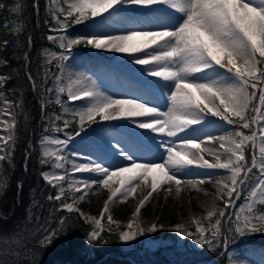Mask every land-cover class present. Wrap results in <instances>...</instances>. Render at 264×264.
Segmentation results:
<instances>
[{
    "label": "snow or ice",
    "instance_id": "obj_1",
    "mask_svg": "<svg viewBox=\"0 0 264 264\" xmlns=\"http://www.w3.org/2000/svg\"><path fill=\"white\" fill-rule=\"evenodd\" d=\"M67 8H59L53 13V19L64 31L68 23L80 24L90 22L95 24L96 18L104 19V14L111 16L119 9L127 7H141L145 11H152L153 7L171 10L177 20L171 29L165 30H130L127 34L112 35L100 34L89 37L68 38L65 36L49 35L50 41H60V48L70 50L73 45L86 43L95 49H107L120 54H133L144 52V58L131 56L137 65L150 66L145 74L149 77L161 78L162 84L174 85V89L162 92L166 100L167 111L159 106H149L137 98L114 99L95 89L90 83L78 79V87L68 91L69 101H85L79 110H73V117L79 119L80 132L85 130L84 125L96 123L98 116L101 121H116L125 118L129 123H135L142 130L156 133L153 137L158 149L162 150L163 163H137L131 154L120 151L119 155L130 161V167L120 165L104 166L91 157H83L80 153L71 154V175L62 161L66 160L71 140L80 135L66 133L71 121L64 120L63 128L56 126L57 133L65 132L64 138L59 136H45L40 144L44 149L40 163H49L54 157L53 167L62 169L61 173L43 172V180L53 187L59 188L56 195L48 199L61 200L66 190L62 182H68L67 191L81 193L79 197L73 195L71 203L62 204V208L69 213L79 212L76 205L96 187H109L113 177H121V186L111 191L104 202L100 216L109 211V204L115 198L125 199L135 192L133 182L139 179L147 181L152 173H159L163 180L174 182L176 193L179 194L181 178L177 173L196 165L201 169L226 170L229 175L216 182L218 189L217 199L224 200L223 209H213L207 212L205 219L211 220L214 216L228 217L227 223H235L236 232L258 231V226H264V211H257L254 205L264 206V2L256 3L254 0H64ZM111 10V11H110ZM60 15L64 16L60 20ZM31 43V40H29ZM155 46V47H153ZM149 51H145V50ZM55 58V54H47ZM61 60L67 56L61 55ZM47 63H52L48 59ZM215 76L216 78H212ZM32 77L29 76V80ZM55 79L59 82L60 77ZM59 88V92H63ZM202 98V99H201ZM258 98V104L254 103ZM205 101L207 103H205ZM218 101V103H217ZM59 102V97L57 98ZM9 102H5L8 105ZM203 104V107H202ZM211 105V106H210ZM207 109V111H205ZM254 115H249V112ZM219 117L228 125L238 123V127L251 130L250 135L242 131L227 132L225 135L215 137L208 135V141L219 140L223 152L211 148H202L203 140L189 135L194 129L193 125H202L208 115ZM7 115L12 117L9 106L0 112V161L10 160L11 147L14 144V122L10 124L3 119ZM146 118L137 120L135 118ZM255 126V128H254ZM254 128V130H253ZM3 132H7L5 136ZM183 133V135H179ZM167 137V139H166ZM238 137L239 139H236ZM177 141L180 143L178 144ZM54 145L56 150L51 151L44 146ZM252 146L251 162L245 155L248 145ZM118 147V145H114ZM197 150L192 152V150ZM208 152L216 158V163H209L200 153ZM166 153V159L163 156ZM227 156L220 162L221 156ZM86 159L85 163H77ZM113 168L115 170H113ZM253 169L258 174L257 180L249 186L250 174ZM95 173L102 177L99 180H76V173ZM130 174V175H125ZM219 175V173H215ZM213 174H207L196 180L187 181L190 185L197 182L204 184L212 180ZM157 180L153 178L152 191L148 192L135 209V216H139L141 208L157 190ZM244 204L238 211L231 214L226 210L234 207V202L242 197ZM227 197V199H224ZM85 220H91L97 228L101 220L80 213ZM232 216L235 220H232ZM109 224L115 223L111 215L107 217ZM195 233L188 232L183 225L176 230L183 236L198 234L197 243H208L209 237L206 229L197 219ZM221 220L217 219L213 226L211 236L215 242L220 235ZM126 231L119 234V240L129 242L145 232H156V224L145 229L135 220H130ZM231 231V227L229 228ZM99 231L89 233V239L100 237Z\"/></svg>",
    "mask_w": 264,
    "mask_h": 264
},
{
    "label": "trees",
    "instance_id": "obj_2",
    "mask_svg": "<svg viewBox=\"0 0 264 264\" xmlns=\"http://www.w3.org/2000/svg\"><path fill=\"white\" fill-rule=\"evenodd\" d=\"M54 26L58 24L47 11L45 0H0V58L4 61L0 72L5 75L0 87L13 101L16 112L11 157L0 162V241L14 236L22 239L26 234L23 240L31 248L29 253L16 254L4 264H132V261L135 264H226L228 253L223 249L224 242H228V248L240 251L252 243L264 245L263 234L246 231L239 235L232 226L229 231L225 217H220L221 230L215 242L207 235L208 243L191 250H174L169 255L163 248L152 251L138 247L127 251L120 245L119 234L106 228H102L100 237L90 240L91 224L80 215L59 208L58 200L48 199L55 190L40 177L45 165L40 163L37 141L45 123L41 104L47 98L51 110L49 105L55 103L49 86L60 59L57 56L47 63L45 52L54 53L60 48L58 42L47 38ZM235 125L245 134L251 132L239 128L238 123ZM249 152L248 145L245 155L250 164ZM257 175L253 169L249 186L257 180ZM237 201V206L243 202V194ZM223 204L219 202L218 209H223ZM43 221L45 225L41 228H48V232L29 236Z\"/></svg>",
    "mask_w": 264,
    "mask_h": 264
},
{
    "label": "rangeland",
    "instance_id": "obj_3",
    "mask_svg": "<svg viewBox=\"0 0 264 264\" xmlns=\"http://www.w3.org/2000/svg\"><path fill=\"white\" fill-rule=\"evenodd\" d=\"M46 1V7L47 10L53 13L59 14L58 9L59 8H67V4L64 3V0H45ZM126 9H133V11L141 9V7H127ZM135 13V12H134ZM131 14V17L126 15V11L123 13H114L111 16H108L107 14H104V18L108 20L110 23H107L106 20H100L92 24L90 22H84L80 24H71V29L69 31L61 32V31H54L56 33V36H65V43L67 42L68 38H79V37H86L87 33L89 31H93L94 33L100 34H109L112 32H115V35L120 34H127L130 30H165L166 27L162 25L163 19H166L167 21L170 20L172 17V14L167 15L168 13H161L157 16H154L152 14L144 13V14H134L133 16L132 12H129ZM64 17L63 15H60V18ZM115 23V28H112L111 25ZM176 24V23H175ZM101 25H106L107 28L102 30ZM143 25V26H142ZM174 25V24H173ZM172 25V26H173ZM59 28V27H58ZM57 28V29H58ZM171 29V28H170ZM60 43V41H58ZM91 47V46H90ZM89 46H83V43L75 44L72 46L70 50L61 49V55L67 56L66 60H63L61 63V67L58 70L57 73L53 75V81L51 84V88L54 92V95L58 98H61L63 95L67 94L69 90H74L73 84L78 79L76 78L75 74L78 72L83 71L86 73L88 77L85 80L86 82H91L90 78L94 77V80H97V89L99 92H101L104 95L111 96L114 99H127L126 96H124V93L130 85H135L140 90L139 94L134 95L133 97L137 98L141 102L147 103L149 106H154L153 103L160 102V108L164 111H167L166 107V101L164 96L162 95V92L165 91V85L161 83V78L153 79L148 78L142 80V76L140 73H144L146 69L150 66H144L140 68L141 70L139 73L137 71H128L127 70V58L126 54H120L108 51L107 49H100L101 53H104V57L100 56V54L94 52L95 48H90ZM89 49V50H88ZM92 49V50H90ZM99 50V49H97ZM107 57H111L112 60H107ZM107 58V59H106ZM50 59V58H49ZM1 62V60H0ZM94 63H97L94 64ZM139 70V69H138ZM99 74H102L101 77H97ZM56 76L60 77L59 82L55 79ZM135 77H139L142 81L138 84L135 81ZM84 80V79H83ZM130 84V85H129ZM142 86H147L151 89H153L155 92L152 91V93L146 92L144 89H142ZM59 88H63L64 91L61 93L59 92ZM172 88L174 86L172 85ZM132 98V97H131ZM202 99V98H201ZM164 100V101H161ZM9 102L8 105L5 104V102ZM205 103H207L205 101ZM218 103V101H217ZM9 106L12 111V117L5 116L3 119L5 121H8L10 124L14 122L15 118V112L12 105V102L7 99L5 93L0 88V112L3 111V109ZM57 108H55V111L49 115L47 118V123L44 125V129L46 130L45 134H42V137L49 136H59L60 138H64L65 132L57 133L55 131V127L59 126L63 128V121L68 120L71 121L69 124V127L66 129V133L71 134V131H69V128L71 125H73L76 121L77 122V130L76 132H80L81 125L79 123V119L73 117V110H79L81 107H83V103L81 101H69L64 97L63 99L59 100V103L57 104ZM211 106V105H210ZM203 107V104H202ZM207 111V109H205ZM54 115L53 120H51V116ZM137 120H142L141 118H138ZM59 121V123H58ZM60 121L62 123H60ZM58 124H57V123ZM102 121L99 119V117H96V123H93L91 125H88L87 123L84 125L85 130L83 132H80L79 136H83L87 130L97 127ZM134 128L137 129L136 125L134 123ZM127 128V127H124ZM194 129L192 132L189 133L192 137H199L201 140H203V143L201 144L202 148H211L218 152H223V150L220 148V142L219 140H213L208 141L205 139L206 136L212 135L217 137V134L219 132V136L225 135L227 132H234L237 129V127L233 125L226 124L225 121H222L219 117H213L210 114L206 117V121L202 125H196L192 126ZM3 129V125L0 124V130ZM5 136L8 135L7 132H3ZM14 135V134H13ZM156 133H151L148 139L154 140L153 137L157 136ZM145 139V134H141L139 138ZM76 137H74L71 142L68 145L67 151L64 153V156L66 157L65 161H62V163L65 164V168L68 169L69 173L71 172V154L75 152V145H76ZM167 138V137H166ZM40 139V141H41ZM236 139H239L236 137ZM129 140V138H128ZM147 140V139H146ZM39 141V144H40ZM155 141V140H154ZM130 144H136V146L140 147L137 143H135L134 140L131 139L129 142ZM179 144L180 142L177 141ZM41 146V144H40ZM135 146V147H136ZM45 148H48L51 151H55L56 148L54 145L46 144L44 146ZM41 148V155L43 153V148ZM142 148V147H141ZM120 149L129 150V154L131 156H134L136 154V151L133 150V147H128L121 145ZM197 151V150H196ZM116 155V152L109 151ZM125 152V151H124ZM151 153V151H149ZM156 155H153L155 158V161L153 163H163V159H161L162 153L154 152ZM200 155H203V158L207 160L209 163H216V158L211 155L208 152L200 153ZM164 158L166 159V153H163ZM92 158V157H91ZM107 159V157H104ZM93 160L97 161L98 163H102L104 166L105 163L102 161H98L96 158H92ZM227 159V156H221L220 162H224ZM53 160L54 157L49 160V163L46 165H49V168L44 170V172H52L55 170H62V169H56L53 167ZM77 163H85L82 161H77ZM121 167H130V164H124L120 165ZM195 170H199L198 167H194L193 165L188 166L187 169L183 170V173L178 172L177 176L178 178H181V183L179 185L181 191L179 193V196L181 198L180 201H178V204H172L170 200L174 197L176 194V187L177 185L172 181H162L161 175L156 176L157 182L160 181L162 186L160 187L159 184H157V190L153 193L152 197L146 202V204L141 208V212L139 216H135V209L139 205L140 200L144 198L150 192L149 189H145L146 185H144L143 193L138 194L136 197L133 196V194H130L127 198L121 199V198H115L113 202H110L109 204V211L105 213L103 217L100 216V212L103 209L104 202L107 200L108 196L111 195V191L115 190L116 188L120 187V181L121 177H113V179L109 182V187H96L92 191L89 192V194L85 197L83 201H80L76 207L79 209V212L77 215H80V213H84L87 216L100 219L101 225L99 228L91 221V220H85L81 215L80 217L85 220V222L92 225V229L95 231L102 230V227L111 230L112 232H120L126 231L127 224L130 220H135L136 223H139L142 227L147 229L152 224H156L157 231L156 232H145L144 235L137 236L136 239L129 242H122L120 241L121 247L123 250H136V248L140 247L142 250H152L156 251L158 249H164L168 255L169 253L172 254L174 250H180L182 248H186L191 250V248H197L201 245V243H197V237L198 234L194 236H183L181 235V232L177 231L176 228L178 225H183L184 229L188 232L195 233V229L197 227L196 224H193L192 221L194 219H197L201 222V226L204 227L206 231V235H211L213 226L215 225V221L220 218L218 215L214 216L211 220L205 219L207 216V212L211 211L213 209H218V204L221 201V199H217L218 189L216 186V182L218 180L223 179V177L229 175V173L226 170H220V169H202L200 172H196ZM195 174L190 178L186 180L185 175L187 174ZM215 173H219V175H216ZM207 174H213L212 180L210 182H206L204 184L196 183L194 186L187 183L189 180H196L202 176H205ZM42 176V175H41ZM72 175L69 174V180ZM96 176L94 173L89 174L88 176L79 175L78 180H94ZM258 178V177H257ZM152 180V178H148ZM138 183H141L140 180L137 181ZM1 179H0V185H1ZM53 187L52 185H50ZM62 187L66 190L65 197H62L60 200V206L59 208H62V204L64 203H71L72 197L75 195L76 197H79L81 193H73L70 191H67L68 189V182H62ZM54 190H56V193L59 191V188L53 187ZM56 195V194H55ZM178 196V197H179ZM137 198V204L133 205V202ZM177 198V197H175ZM224 199H227V197H224ZM244 204L243 202L237 207L235 204L234 207L229 208V214L238 211L240 206ZM224 205V204H223ZM254 207L257 208V211H264L263 209H259L261 205L257 204L254 205ZM262 208V207H261ZM64 209V208H63ZM66 210V209H65ZM108 215H111L113 218V221L115 223L109 224L108 222ZM228 219V217H226ZM232 220H235V217L232 216ZM45 225V221L40 222L36 225V227L29 233V236H34L36 234H46L48 231V228H41V226ZM235 231V223H232L231 225L227 224L226 227H230ZM259 230L255 231L259 232L264 235V226H258ZM246 231L240 233L237 232V234L242 235ZM26 235V234H25ZM25 235H23L22 239H20V236H14V237H6L3 238L4 240H1L0 242V263L4 264L6 262L11 261L13 258H15L16 254L19 253H29L31 251L30 245L26 240H23ZM43 236V235H41ZM45 238V237H44ZM228 244V242H227ZM228 254V264H264V245L256 243L250 244L245 251H240L235 247L227 248ZM132 264H135L134 261H132Z\"/></svg>",
    "mask_w": 264,
    "mask_h": 264
},
{
    "label": "bare ground",
    "instance_id": "obj_4",
    "mask_svg": "<svg viewBox=\"0 0 264 264\" xmlns=\"http://www.w3.org/2000/svg\"><path fill=\"white\" fill-rule=\"evenodd\" d=\"M254 2L256 3H260V2H264V0H254ZM177 18L172 15V17L170 18V20L168 22L165 23L166 29H170L172 28V25L176 23ZM143 26V25H142ZM102 30L106 29L107 26L106 25H101ZM112 35H115V32L109 33ZM155 47V46H153ZM145 51H149V50H145ZM138 53V52H137ZM144 53V52H141ZM139 55V54H138ZM136 55V57L138 56ZM144 56V55H143ZM129 63H131V68L132 67H136V64L133 62L132 59H129ZM97 65V63H94ZM87 75L85 74L84 77H86ZM212 78H216L215 76H213ZM80 80H83L82 78H79ZM85 83H90L93 87H95L96 90L97 86H95L97 83L96 82H85ZM130 85V84H129ZM172 85H167L166 84V91H168V88H170ZM78 87V85L74 86V90ZM175 90V89H173ZM99 91V90H98ZM141 93L140 90L138 89L137 86L135 85H130V87L128 88V90L125 91L124 96H126L127 98H131L136 94ZM142 95V93H141ZM143 96V95H142ZM141 100V98H140ZM83 103V106L85 105V101H81ZM156 106H160V102H155ZM3 112V111H2ZM6 115L3 116V118ZM143 118V117H142ZM138 119V118H135ZM134 123H129L128 121H124V118H122L121 120H116V121H102L99 125H97V127L91 128L89 130L86 131V133L83 136H77L76 138V145H75V152L76 153H80L83 157H92V158H96L98 161H102L103 163H105L106 167L107 166H111V165H124V164H130V161H126L124 160L120 155L119 152L120 151H125L126 153L129 152V150H124V149H120L121 145L124 146H131L132 143L130 144V140H128V137H131V135H129L126 130L124 129V127H128L127 129L130 130V128L133 127ZM196 126V125H193ZM139 134V133H138ZM179 135H183V133H180ZM133 136L132 139H134ZM217 137H219V132L217 134ZM114 145H118V147H114ZM133 150L136 151V154H134L133 157L136 158V161H155V158L153 157L154 154L147 152L146 150H144L143 148H138L135 147L133 145ZM109 151H114L116 152V155H112L111 152ZM192 152H196L195 149L192 150ZM107 156H111L112 158L110 159H106L104 157ZM78 161H82V162H87L86 159H80ZM138 163V162H137ZM194 167H196V165H193ZM198 169H200V171L202 170L201 168L198 167ZM113 170H115L113 168ZM63 170H55L52 171L53 173H61ZM197 173L200 172L199 170H195ZM180 173H183V170L180 171ZM197 173L193 174H187L185 175L186 180L188 178H190L193 175H197ZM71 175V172L69 173ZM91 173H76L75 174V179L78 180V176L79 175H84V176H88ZM95 174V173H94ZM98 175V174H95ZM125 175H130V174H125ZM159 175L158 173H152L151 175H149L152 180L147 179V181H144L143 179H139L141 183H138L136 181L133 182V187H135V192L131 193L133 194V196H137L140 193H143V188L144 185H146L145 189H149L150 191H152V182H153V178H156V176ZM148 176V177H149ZM73 179V177H70V180ZM102 179L101 176H96L94 180H99ZM122 179V178H121ZM162 181L164 182V180L162 179ZM121 182V181H120ZM159 186L161 187L162 184L160 181H158ZM179 194H175L174 197L172 198L171 203L177 205L178 201L181 200ZM177 197V198H175ZM137 204V198H135L133 205Z\"/></svg>",
    "mask_w": 264,
    "mask_h": 264
}]
</instances>
